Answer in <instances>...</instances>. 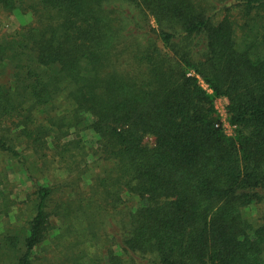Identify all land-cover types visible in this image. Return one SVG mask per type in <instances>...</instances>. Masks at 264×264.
Wrapping results in <instances>:
<instances>
[{
  "label": "trees",
  "instance_id": "obj_1",
  "mask_svg": "<svg viewBox=\"0 0 264 264\" xmlns=\"http://www.w3.org/2000/svg\"><path fill=\"white\" fill-rule=\"evenodd\" d=\"M0 10V264H264V0Z\"/></svg>",
  "mask_w": 264,
  "mask_h": 264
},
{
  "label": "rangeland",
  "instance_id": "obj_2",
  "mask_svg": "<svg viewBox=\"0 0 264 264\" xmlns=\"http://www.w3.org/2000/svg\"><path fill=\"white\" fill-rule=\"evenodd\" d=\"M2 20V21H1ZM27 20L26 17H24L21 13H15L12 16L9 17V19H4L3 14L0 10V34L4 31H13L16 27H18L21 23L25 22ZM202 84L207 87V84L202 82ZM215 106L217 108V112L221 117V120L223 122L224 128L228 133L233 132V126L229 123L228 118V98L225 96H220L215 101ZM84 137L87 140V142L90 145H94L95 143V135L92 130H87L84 132ZM7 166V168L5 167ZM0 170H7V185L10 189H4V192H12V197L15 199L20 200L19 206L22 205V201L27 200L29 197H27V193L32 190V183L30 180H28L25 176V174L19 169V165L14 163L12 159L8 158L6 162H3V168ZM2 172V171H0ZM6 185V186H7ZM5 186V187H6ZM12 215L11 220L14 222L15 220V213L18 210V204H12ZM20 212V210H19ZM3 220L0 219V228H3ZM17 223V222H14Z\"/></svg>",
  "mask_w": 264,
  "mask_h": 264
}]
</instances>
